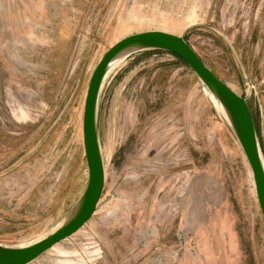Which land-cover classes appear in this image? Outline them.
<instances>
[{
	"label": "rangeland",
	"instance_id": "rangeland-1",
	"mask_svg": "<svg viewBox=\"0 0 264 264\" xmlns=\"http://www.w3.org/2000/svg\"><path fill=\"white\" fill-rule=\"evenodd\" d=\"M152 30L184 35L248 96L264 155V0H0L1 243L38 240L76 204L93 71L115 43ZM210 100L164 52L113 68L99 101L96 212L31 264H264L253 172Z\"/></svg>",
	"mask_w": 264,
	"mask_h": 264
},
{
	"label": "water",
	"instance_id": "water-1",
	"mask_svg": "<svg viewBox=\"0 0 264 264\" xmlns=\"http://www.w3.org/2000/svg\"><path fill=\"white\" fill-rule=\"evenodd\" d=\"M145 51H164L181 58L204 90L213 97L228 128L240 144L253 172L257 199L264 216V155L260 147L248 96H241L201 59L184 35L152 30L129 35L103 55L91 76L83 113V140L88 166L87 186L72 209L44 236L23 246L0 242V264H31L56 244L80 231L94 216L101 200L106 169L99 136V101L104 81L118 61ZM249 81V91H251ZM220 111H219V109Z\"/></svg>",
	"mask_w": 264,
	"mask_h": 264
},
{
	"label": "trees",
	"instance_id": "trees-1",
	"mask_svg": "<svg viewBox=\"0 0 264 264\" xmlns=\"http://www.w3.org/2000/svg\"><path fill=\"white\" fill-rule=\"evenodd\" d=\"M159 52H164V51H159ZM164 53H167L169 55H171L173 58H175L177 61H179L180 63L184 64L185 66H188L181 58L177 57L176 55L172 54V53H168V52H164ZM249 104V103H248ZM250 107V106H249ZM251 109V108H250ZM252 112V111H251ZM253 115V114H252ZM254 118V116H253ZM255 121V120H254ZM255 126H256V123H255ZM256 129H257V126H256Z\"/></svg>",
	"mask_w": 264,
	"mask_h": 264
},
{
	"label": "bare ground",
	"instance_id": "bare-ground-1",
	"mask_svg": "<svg viewBox=\"0 0 264 264\" xmlns=\"http://www.w3.org/2000/svg\"><path fill=\"white\" fill-rule=\"evenodd\" d=\"M120 62H121V61H120ZM120 62L118 61L117 63H115L114 66L110 69L109 73L111 72V70H112L113 68H115L117 65H119ZM109 73H108V74H109ZM211 99H212L213 103L217 106V104H216V102L214 101V99H213L212 96H211ZM210 101H211V100H210ZM217 107H218V106H217ZM218 109H219V108H218ZM219 111H220V109H219Z\"/></svg>",
	"mask_w": 264,
	"mask_h": 264
}]
</instances>
